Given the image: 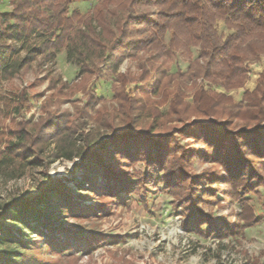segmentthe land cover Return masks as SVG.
Instances as JSON below:
<instances>
[{"label":"trees","instance_id":"1","mask_svg":"<svg viewBox=\"0 0 264 264\" xmlns=\"http://www.w3.org/2000/svg\"><path fill=\"white\" fill-rule=\"evenodd\" d=\"M7 1L11 9L0 12V92L3 81L33 62L39 68L53 63L61 52L89 86L74 115L44 105L45 114L33 125L16 124L0 149V169L43 166L47 154V165L77 159L78 173L72 187L50 179L39 194L0 203V264H43L33 251L44 247L91 254L103 239L64 220L107 216L108 203L85 205L76 193L114 205L124 194L162 183L179 200L182 229L204 239L237 240L262 222L247 197L264 186V67L239 102L227 93L243 87L247 63L264 54V0H82L92 5L86 16L70 10L73 0ZM177 56L185 70L168 65ZM125 60L137 61V75L119 72ZM99 81L110 83L111 102L98 95ZM7 102L6 110L15 103L19 114L29 104L27 90ZM173 121L182 126L168 125ZM176 134L204 150L179 145ZM197 156L217 169L192 174ZM136 164L145 169L139 179L130 171ZM236 203L239 213L213 216L201 209Z\"/></svg>","mask_w":264,"mask_h":264},{"label":"rangeland","instance_id":"2","mask_svg":"<svg viewBox=\"0 0 264 264\" xmlns=\"http://www.w3.org/2000/svg\"><path fill=\"white\" fill-rule=\"evenodd\" d=\"M91 6V3L73 0L70 10H77L82 16H86L91 11ZM10 9L11 4L7 0H0V12ZM220 25L222 29V23ZM195 52L194 50L193 55ZM137 64L136 60H125L119 72L137 75ZM168 65L172 70L186 68L184 59L180 56ZM247 67L249 71L243 87L227 93L234 102L242 99L243 92L252 91L255 88L258 74L264 67V54L259 59L247 63ZM199 82L200 80L198 84ZM63 84L72 90L66 89ZM88 86L78 79L77 68L66 60L65 52L59 53L53 63H44L39 68L37 62H33L27 71H21L12 79L3 81L0 92L2 97L0 98V140L2 139L0 149L5 147L7 141L13 139L10 137V130H16L18 127L16 124L22 121H27L29 125L36 123L42 113L45 114L42 111L44 105L50 111L68 112L74 115L86 101L85 93ZM131 87L133 84L128 86V88ZM22 89L27 90L29 104L19 114L14 112L15 103L6 110L9 104L8 99ZM188 89H191V85ZM96 91L99 96L111 102L110 83L97 82ZM141 99L143 100V96ZM184 100L190 102L191 98ZM168 108L169 105L166 103L159 106V111L164 114ZM191 120L196 118L192 117ZM92 122L88 120L87 129H95ZM171 124L182 126L175 121L168 123L170 126ZM176 136L179 145L193 147L200 152L204 150L202 144L193 143L192 140L184 139L179 134ZM76 142L80 143V141ZM45 157L43 166L26 164L18 166L15 163L0 169V203L12 198L39 194L47 188L50 179H60L72 187L78 178L74 165L77 159L75 161L56 160L47 165L48 155L46 154ZM205 169L217 168L213 163L201 160L199 156L190 166V172L195 175L201 174ZM130 171L134 173L133 179H139L145 169L142 165L136 164L130 168ZM220 189L226 190L223 185H220ZM203 190L201 186L199 195ZM75 197L82 204L89 206L108 203L107 216L98 214L96 217L85 219L64 220L66 227L80 231L83 235H94L103 240L91 254H83L76 249L55 254L51 253L47 247H44L41 252L33 251V256L40 259L43 264H264V186L247 197L255 216L262 222L253 228L246 229L237 240H218L215 237L204 239L185 232L181 224L186 218L181 206H178L179 200L175 194L167 192L162 183L157 187L148 185L147 188L138 189L137 192L124 194L114 205L108 202V198H94L92 193L88 192L76 193ZM219 198H223L222 192ZM201 209L213 216H221L229 212L239 213L241 205L238 203L232 207L202 205ZM33 240H38V237H34ZM69 254L77 255V259L68 257Z\"/></svg>","mask_w":264,"mask_h":264}]
</instances>
